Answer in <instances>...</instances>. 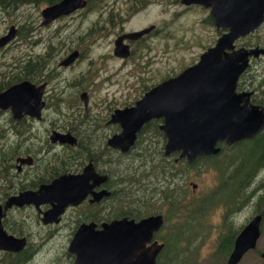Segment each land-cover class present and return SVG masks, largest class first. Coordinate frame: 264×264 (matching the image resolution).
Returning <instances> with one entry per match:
<instances>
[{"label":"rangeland","instance_id":"374dc122","mask_svg":"<svg viewBox=\"0 0 264 264\" xmlns=\"http://www.w3.org/2000/svg\"><path fill=\"white\" fill-rule=\"evenodd\" d=\"M125 2L126 0H103V3L97 5L106 6L107 9L110 7L119 9L124 16V10L128 8ZM97 7L95 6L94 10L92 8L86 10L87 12L80 17L76 15L63 18L46 27H38L39 13L43 6H23L7 15H0V37L6 34L10 26L19 32L11 42L0 48V73H8L13 69V63L17 60L18 55L25 58L28 55L44 54L50 42L54 44L55 55H65L64 50L66 49L69 52L73 49H82L86 53L85 56L79 58L65 71H60L59 75L72 83L86 72L88 76L85 78V89L88 92L91 91L87 102L88 111L91 115L104 114L107 106H121L130 103L141 96L149 85L159 82L161 77L167 78L178 74L195 61L198 55L211 47L217 38L215 29L208 23L202 22L208 12L206 9L200 7L186 9L173 4L151 5L148 10L124 24V31L145 28L148 25L160 29L158 37L150 41L153 49L144 54L155 55L148 58L149 74L144 72L141 75L135 68V70L133 69L131 63L122 64L111 55L112 43L108 39L97 41V36L86 41L80 39L93 27L95 29L109 27L102 22L104 16L100 18L99 12L96 10ZM237 44L263 46L264 20L255 32ZM68 51L67 53H69ZM250 68L242 82L246 86L250 83L247 84L248 79V81L258 83L264 77V62L252 64ZM246 77L247 80H245ZM140 80L142 81L140 82ZM65 94H72V91L66 90ZM254 96L258 98V93H255ZM67 99L71 101L69 98ZM59 112L62 115L53 112L54 115L50 113L49 116L52 114L54 121L62 123L73 114V111L65 112L63 107L59 109ZM8 118L9 113L0 112L1 131H3L2 128L6 129ZM108 131L106 130L105 134ZM142 139L145 142L136 143L129 154L118 162L117 173L128 174V177L136 179L140 186H137L136 192H134L136 189L133 188L130 192L131 195L126 194L130 189L127 184L120 186L126 187L127 190L117 196L114 203L116 211L126 212L129 210L130 212L133 207H135L134 209L138 208L136 210L139 212L150 208L154 211V208L164 201L163 194H170L177 201L178 198L184 196L182 203L186 205V209L179 212L175 219L169 218L165 221L162 229L155 236L156 240L166 241L169 248H172L162 256L160 259L162 262H158V259L157 264H225V259L215 255L217 237L220 233L225 232L221 225L225 206L216 203L218 202L220 183L218 169L208 166L204 161H197L190 168L186 167L184 163L178 162L163 174L156 153L159 151L163 156L162 148L165 139L162 141L160 135H153V127L145 130ZM243 145L241 147L231 146L228 150L223 149L224 152H220L221 155L216 156L215 162L226 166L237 154L242 155L250 150L249 146ZM152 151L153 161L144 162L143 156ZM174 158L173 155L164 157L169 163H173ZM234 166L236 167L235 164ZM169 170L171 171L169 172ZM141 177H143L142 181ZM262 180H264V169L250 186L254 195L249 203H244V206L238 211H234L226 221L229 231H239L254 215L258 195L264 196V187L263 189L258 187L263 182ZM192 185L196 187L192 188ZM239 200L243 201L242 198L234 201L233 209H236ZM164 207L165 213L168 214L171 208ZM11 218L20 221L21 218H25V212H13ZM30 231L33 238L28 253L32 255L25 264H70L69 257H66L67 237L64 232H60L44 243L40 240L41 236L45 235L44 229L37 225L30 228ZM260 233L255 248L245 253L238 264H264V260L259 257L264 248V217L260 225ZM38 244L41 245L37 246ZM1 256L2 254H0V258Z\"/></svg>","mask_w":264,"mask_h":264},{"label":"water","instance_id":"95a60500","mask_svg":"<svg viewBox=\"0 0 264 264\" xmlns=\"http://www.w3.org/2000/svg\"><path fill=\"white\" fill-rule=\"evenodd\" d=\"M179 3L208 9L214 28L226 33L199 56L197 63L149 89L132 107L115 110L110 122L117 124L120 131L107 140V146L125 152L133 146L137 133L146 123L161 120L158 129L165 139L163 157L178 153L177 160L185 159L190 164L197 158L218 154V143L229 146L251 139L264 127V111L251 103V92L235 93L236 81L247 68L248 58H264V48L233 51V42L237 38L249 35L263 22L264 0H180ZM86 5L85 0H60L46 6L40 11L42 24L82 10ZM151 29L122 38H138ZM14 37L12 26L0 37V48ZM120 42V39L115 41L113 53L116 57L126 58V48ZM72 60L73 56H70L64 65ZM41 96L42 87L35 88L28 82L11 85L0 92V110H8L13 120L22 115L38 118ZM50 140L71 143L68 134L56 132L51 134ZM86 177L85 171L82 176H63L35 192L24 191L8 197L0 206V221L2 211L12 207L50 204L51 208L42 215L41 222H56L65 207L74 206L84 198ZM261 221L262 216L256 215L240 230L227 264H237L255 247ZM162 223L161 216L155 215L138 221L115 220L102 224L98 231L92 224L81 225L68 243L67 253L74 257L72 264H155L163 245L152 238ZM23 246L24 239L7 235L0 223V251L17 253ZM260 258L264 259V250Z\"/></svg>","mask_w":264,"mask_h":264},{"label":"flooded vegetation","instance_id":"af4514ba","mask_svg":"<svg viewBox=\"0 0 264 264\" xmlns=\"http://www.w3.org/2000/svg\"><path fill=\"white\" fill-rule=\"evenodd\" d=\"M179 1L180 0H177L173 5H180L186 9L190 7H200L196 5L183 6L179 3ZM154 4L162 5L163 3H152L146 5L143 8L138 9H136L134 3L131 5L129 4L127 5L128 8L124 10V16L120 13L119 9L114 8L112 14L115 20L114 26L104 28L98 27L96 29L93 27L89 29L87 33H85V35H83V37H81L80 39L82 41H85L84 38L88 40L96 36L98 37L97 41H100L102 39H108V41H111L112 43L111 55L114 58L118 59V61L125 65L126 63H131L133 69L135 68L137 72L141 75L144 72L149 74L148 58L155 55L144 54L149 53L150 50L153 49L152 45L150 44V41L158 37L160 29H155L153 25H148L145 28L124 31V24H127L130 19L148 10L150 6ZM97 6L98 7L96 8V10L99 12L98 15H100V18L103 16L104 18L107 17L108 12L105 6ZM99 7L101 8L98 9ZM200 8L204 9L203 7ZM86 12L87 11L85 7L84 9L75 11L74 13L68 16L59 17L46 25L42 24V18L40 17L39 13L40 22L38 24V27H46L63 18H70L76 15L80 17ZM208 13L209 11L207 12L206 17L202 20V22H206L205 24L208 23L214 28ZM150 27H152V29L149 32L142 36H139L138 38H134L131 40L122 38L127 34L137 33ZM256 30H254L253 32H255ZM215 32L217 34V38L215 39V41L222 34L226 33V31L223 29H215ZM18 33L19 32L15 28V37L16 35H18ZM252 33L245 37L237 38L233 42V51L239 49L248 51L256 47L264 48V45L261 46L259 44L248 46L237 44L240 40L248 38ZM119 39L121 41V45L125 46L126 48V58L116 57L113 53L115 48L114 43ZM215 41L213 45L215 44ZM213 45L211 47H213ZM53 46L54 44L50 42L47 45V50L44 54L28 55L25 58L18 55V58L15 61L14 71L17 73L18 76L17 82L12 85L19 84L21 82H28L35 88L42 87V108L38 118L22 115L20 118L15 120L11 118V115L8 110H0V112L9 113V118L7 120L8 125L6 126V129L1 127L3 131L0 134V154L2 156L6 155L7 153H11L13 155V158L9 162L8 173L3 177V183L0 182V206L2 207L5 200L10 196L16 195L24 191L35 192L39 187L49 185L60 177H76L80 175L82 176L84 171L87 173L86 178H88L85 182L87 191L85 193L84 198L80 202H78L74 206L69 205L65 207L63 213L56 218V222H51L49 224H42L41 218L42 215L51 208L50 204H41L37 207H35L34 205H24L19 208L12 207L6 211H2L3 216L0 221L2 229L7 235L13 236L17 239H24V246L21 251L17 253L0 251V254H2L0 258L1 264H5L8 258L14 261H16L18 258H25L23 264L28 262L29 258L32 255L31 253H28L31 244V239L33 238V234L30 231V228L37 225L40 226L41 229H44L45 235L41 236L42 238H40V240L42 242L44 241V243H46L51 237L58 235L60 232L65 233L64 235H66L67 237L66 257H69L68 260L70 261V264H72L74 257L67 253V247L72 236L81 225L92 224L94 225V229L98 231L101 229L102 224H108L115 220H121L125 218L128 220L138 221L148 216L159 215L161 216L163 221L162 226L160 228L161 230L164 225L165 219H167V215L169 214L165 213L164 206H162L161 208V205L163 203L154 208V211H152L150 215H142L137 219L129 218V214H135L136 212H139L136 210L138 208L134 209L135 207H133L130 212L129 210L126 212L116 211V206H114V203L117 199V196H119L123 191L127 190L126 187L122 188L120 186H122L123 184H127L129 186V193L126 194H130L133 188L136 189L134 190V192H136L138 190L137 186H140L138 185L139 182L136 179H128V177L123 180L118 179L117 166L121 158L126 157L129 152L133 149L138 139V136L140 135L144 126L141 128L139 133H137L133 146L125 152H120L118 149H113L107 146V140L112 136L117 135L120 131L119 126L117 124L111 123L110 119L111 115L115 110H122L124 108L132 107L134 103L138 101L149 89L166 79L177 76L186 68L197 63L199 60V56L203 52L197 56L195 61H193L189 66L182 69V71H180L178 74L167 78L161 77L159 82L149 85V87L146 88L147 90L145 89V91L142 92V95L134 99L132 102L125 103L121 106H107L105 108L104 114L96 113L91 115L88 111L87 104L91 91L88 92V90L85 89V78L86 76H88L86 75V72L84 74H81L80 77L72 83L68 82L64 78H61L59 75L60 71H65L66 69H68L79 58H83L86 53L82 49H73L71 52L66 49L64 50V53H66L65 55H55V53L53 52ZM67 51L69 53H67ZM73 53H76V55H71ZM70 56H73V60L65 66L64 62H66V60ZM261 61L264 62V58L262 56H259L257 58L249 57L247 62V68H245V70L239 75L236 81L235 93L251 92V103L255 95V91L251 88V86H246L242 82L246 73L251 69L250 67L252 66V64H259L261 63ZM53 64H56V66H53ZM136 76L139 77L140 75ZM245 80H247V77ZM141 81L142 80H140V82ZM66 90L72 91V94H65ZM67 98H69L71 101H69ZM62 107L64 108L65 112L69 113L73 111V114L70 115V118L67 121L64 120V122L62 123L56 122L54 121V117L52 118V114L53 112H57V114L62 115L59 112V109ZM50 113H52L51 116H49ZM151 121L156 124L158 129L161 120ZM38 125H40L41 127H39ZM40 129L42 130L39 131ZM106 130H109L107 134H105ZM53 132L59 134H68L71 138V143L69 144L66 142L64 144H60L58 141L52 142L50 140V136ZM219 144L225 145L224 143H218V147H220ZM235 144L225 146L231 147ZM171 155H174L175 157L173 159L174 163H176L177 161L185 162V159L177 160L178 153H173ZM19 160H24L25 162L21 163ZM5 161L6 160L3 158L4 163ZM7 164L8 163H6L5 165ZM186 164L188 163L186 162ZM195 187V185H192V188ZM216 203L222 204L219 202ZM261 203L262 202L258 198V207H254V215L249 219V221L256 215H261L263 220L264 215L259 212L262 208ZM236 205V209H234L233 211L230 209V212L226 213L225 216L228 217L226 221L231 217V214L234 211H238L244 206V202L239 200V203ZM176 208L179 207L177 206ZM13 212H25V218H21L20 221H18L19 219L13 220V218H11V214ZM224 214L225 213L223 212L221 224L222 229H225V224L223 223ZM245 225H243V227ZM241 229H239V231L228 230L227 232L225 229V232L220 233L217 237L215 255L222 259H225V264H227L228 256L233 248V242ZM158 232L153 234L152 240L156 241L158 244H162L164 248V243L156 240L155 238ZM223 240H227L230 246L225 257L219 256L217 254ZM40 245L41 244H38L37 246ZM263 250L264 248L262 249V251ZM160 254L161 252L157 255L156 261Z\"/></svg>","mask_w":264,"mask_h":264},{"label":"trees","instance_id":"16d2710c","mask_svg":"<svg viewBox=\"0 0 264 264\" xmlns=\"http://www.w3.org/2000/svg\"><path fill=\"white\" fill-rule=\"evenodd\" d=\"M60 0H0V15H7L13 11L18 10L20 7L23 6H33V7H39V6H49L54 3L59 2ZM87 3L86 10H92L95 9V6L97 4L103 3V0H85ZM177 0H127L125 3L126 5H131L134 3L136 9L138 8H143L146 5L152 4V3H158L162 2L163 4H174ZM106 8V6H105ZM107 9V8H106ZM113 7H110L107 9L108 16L103 19L102 22H104L106 25H109L110 27L115 25V20L113 17ZM86 41V38H84ZM13 69L9 65V69H11L8 73H0V91L5 90L12 84L17 82V73L14 71L15 69V62L13 63ZM6 67V66H5ZM249 80V79H248ZM250 82V83H249ZM249 83V86L255 91V93H258V98L256 96L253 97L252 103L255 105L260 106L261 108L264 109V77L258 82L254 83L251 81H247V84ZM260 94V95H259ZM257 98V99H256ZM151 127H153V135H160V138H162V141H164V138L162 137L163 135L158 131L156 124L153 123V121H150L149 123L144 125L143 130L141 131L140 135L138 136V139L136 141L137 144H141L144 141L142 139V134H144L145 130H149ZM2 131L0 130V134ZM243 144H246V146L250 147V150L244 154H237L233 159L226 165L222 166V163L215 162L216 156L220 154V152H224L223 149H230L229 147L225 145L219 144V146L222 148L220 149V152L214 156H208V157H200L195 159L191 164H186V161H177L176 163H169L164 159L163 156H161L158 151L156 153L158 155V158L160 160V167L161 171L163 174L168 171V169H172L177 163H184L186 167H191L194 165L197 161H204L207 163L208 166L214 167L215 169H218V175L220 174V183L218 186V202L222 203L225 206V211L223 215V223L225 224V229L226 232L229 230L226 227V219L228 218L226 215L227 212H230V209L233 211V205L235 204L234 201H237L238 199H241L244 201L245 204H248L254 193L250 190V186H252V183L254 182L255 179H257V176L259 173L264 169V127L263 129L259 132L258 135H256L253 139L251 140H245L240 143H237L235 145L241 147L244 146ZM233 145V146H235ZM219 147V148H220ZM153 151L151 153H148L147 155L143 156L144 162H152L153 161ZM175 155V154H174ZM173 155V156H174ZM221 155V154H220ZM171 156V155H170ZM169 156V157H170ZM3 158L6 160L5 163L3 162ZM13 158V155L11 153H7L6 155L2 156L0 154V182L3 183V177L8 173L9 169V162ZM208 161V162H206ZM8 163L7 165H5ZM162 163V166H161ZM175 164V165H174ZM236 165V167L234 166ZM170 165V167H169ZM221 166V168H219ZM225 167V168H224ZM155 168V167H154ZM171 170H169L170 172ZM173 176V174H171ZM128 175L126 173H120L118 174V179L123 180L127 178ZM128 179H132L131 177H128ZM143 177H141L142 181ZM263 182L258 185L259 188L264 187V180ZM262 190V189H261ZM171 193V192H170ZM164 198V201L162 202V206H167L168 208H171V210L168 212L170 216L167 215V219L165 221L169 220V218L175 219L178 213L186 209V205L182 203V196L181 198H178L179 200L177 201L176 199H173L170 194L162 195ZM216 198V197H214ZM259 200L262 202V208L259 211L264 215V196H259ZM258 198L255 202V206L258 207ZM234 203V204H233ZM179 208H175V207ZM153 209H147L143 210L140 212H136L135 214H129V218L137 219L141 217L142 215H150ZM228 221V220H227ZM224 229V231H225ZM234 236V233H233ZM164 243V248L161 251V254L159 255L157 261H160L163 255H165V252L170 251L172 248H169L168 242L163 241ZM229 242L222 241L221 246L219 247V250L217 254L219 256L225 257L229 250ZM24 259H17L16 261L11 260L10 258L7 259L5 264H23ZM156 261L155 264L158 262ZM1 264V263H0Z\"/></svg>","mask_w":264,"mask_h":264}]
</instances>
